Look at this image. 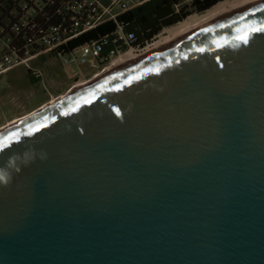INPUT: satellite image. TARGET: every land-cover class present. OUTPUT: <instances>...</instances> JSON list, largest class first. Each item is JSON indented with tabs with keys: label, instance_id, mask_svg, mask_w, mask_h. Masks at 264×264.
I'll return each mask as SVG.
<instances>
[{
	"label": "water",
	"instance_id": "obj_1",
	"mask_svg": "<svg viewBox=\"0 0 264 264\" xmlns=\"http://www.w3.org/2000/svg\"><path fill=\"white\" fill-rule=\"evenodd\" d=\"M259 28L264 0L0 132V264H264Z\"/></svg>",
	"mask_w": 264,
	"mask_h": 264
},
{
	"label": "trees",
	"instance_id": "obj_2",
	"mask_svg": "<svg viewBox=\"0 0 264 264\" xmlns=\"http://www.w3.org/2000/svg\"><path fill=\"white\" fill-rule=\"evenodd\" d=\"M72 0H0V40L8 43L7 51H16L22 54L26 47L34 49V41L46 30L59 24L68 25L74 14L69 9ZM183 0H148L139 6L125 12L116 20L107 21L68 40L58 51L61 54H70L75 49L93 41L100 42L102 51L97 58L100 61L111 59V52H125L131 46L143 48L158 35L164 27L181 21L190 12L177 11V5ZM222 0H193L191 12H203ZM33 10L34 22L37 28L29 24L24 27L22 20L25 9ZM121 26L127 38L132 34L135 40H124L116 33ZM58 57V52L49 53ZM28 76L32 83L37 78L32 70L28 69Z\"/></svg>",
	"mask_w": 264,
	"mask_h": 264
},
{
	"label": "rangeland",
	"instance_id": "obj_3",
	"mask_svg": "<svg viewBox=\"0 0 264 264\" xmlns=\"http://www.w3.org/2000/svg\"><path fill=\"white\" fill-rule=\"evenodd\" d=\"M192 2L193 0H183L176 8L189 11L190 13L187 16L200 13L191 12ZM170 26L164 27L145 47L155 42L164 30ZM6 47V41L0 40V57ZM119 55L103 62L91 55L85 61H82L81 50H78L73 55V57L78 58L73 60H68V55L65 57L45 55L35 58L30 61L31 66L44 72V80L37 83L31 82L26 65H18L1 71L3 64L0 63V132L17 124H11L13 121L8 122L16 115L25 113L24 111L31 109L44 100L45 104L41 108H46L61 100L62 96L70 94V91L78 82L90 81L101 76L110 63ZM41 108L35 112L41 110Z\"/></svg>",
	"mask_w": 264,
	"mask_h": 264
},
{
	"label": "built area",
	"instance_id": "obj_4",
	"mask_svg": "<svg viewBox=\"0 0 264 264\" xmlns=\"http://www.w3.org/2000/svg\"><path fill=\"white\" fill-rule=\"evenodd\" d=\"M146 1L148 0H72L69 6V9L74 14L71 18V22L68 25L59 24L58 26L43 32L42 35L34 41V49L26 47L22 54H19L16 51H3L0 57V63L3 64L1 71L8 70L18 65H26L30 70H32L37 78L42 79L43 72L32 69L30 61L36 56L54 51L58 52V57H65L68 55V60L77 59L78 57H73V55L78 50H81L82 61H85L86 58L91 55L97 59L102 51V46L98 41L87 43L66 55L61 54L58 49L71 38L93 29L107 21L116 20L125 12ZM24 9L25 12L22 25L26 27L29 24H32V28H37V24L34 22V11L31 9L27 10V5ZM116 33L120 36V38L126 41L130 39L135 40V37L132 34L128 35L126 38L123 34L121 26L118 27ZM131 48L143 49L144 47L140 48L131 46L129 49ZM121 53L122 52L116 53L115 51H112L111 58Z\"/></svg>",
	"mask_w": 264,
	"mask_h": 264
},
{
	"label": "bare ground",
	"instance_id": "obj_5",
	"mask_svg": "<svg viewBox=\"0 0 264 264\" xmlns=\"http://www.w3.org/2000/svg\"><path fill=\"white\" fill-rule=\"evenodd\" d=\"M259 0H222L212 7L208 8L207 10L195 13L187 16L185 19L179 21L175 25H172L164 30V32L159 36V38L153 42L152 44H149L147 47H144L143 49H135L131 48L125 52H122L116 59H114L110 65L105 69V71L102 73V75L109 70L120 66L134 58H137L149 51H152L174 39H177L191 31H194L213 20L230 13L234 10H237L241 7H244L246 5H249L251 3L257 2ZM100 77V76H99ZM98 77H95L91 79L90 81H82L78 82L73 90L70 91V94L66 96H62V98H65L71 94H74L85 87L89 86L91 83H93ZM45 108V107H44ZM42 109V108H41ZM31 115V114H30ZM29 116V115H28ZM22 117L20 119L14 120L11 124L18 123L20 120H22ZM10 124V125H11ZM2 130V129H1Z\"/></svg>",
	"mask_w": 264,
	"mask_h": 264
},
{
	"label": "crops",
	"instance_id": "obj_6",
	"mask_svg": "<svg viewBox=\"0 0 264 264\" xmlns=\"http://www.w3.org/2000/svg\"><path fill=\"white\" fill-rule=\"evenodd\" d=\"M45 55H48V56L52 57L51 54H49V53H44V54H42V55H40V56H36V57L32 58V60L35 59V58L43 57V56H45ZM32 60H31V61H32ZM26 67H27V66H26ZM31 67H32V66H31ZM27 69H29V68L27 67ZM32 69H35V68L32 67ZM36 70H40V69H36ZM40 71H42V70H40ZM42 72H43V71H42ZM43 80H44V72H43V78H42L41 81H43ZM17 98H18V96H17ZM44 104H45V100H44L43 102H41L40 104H38V105L32 107L31 109L24 111L25 113H23V114H19V115H16L15 117H13V118H12L10 121H8V122H12V121H14V120L20 119V118H22V117L25 116V115L28 116V114L30 115V113L35 112V111L38 110L39 108L43 107Z\"/></svg>",
	"mask_w": 264,
	"mask_h": 264
},
{
	"label": "clouds",
	"instance_id": "obj_7",
	"mask_svg": "<svg viewBox=\"0 0 264 264\" xmlns=\"http://www.w3.org/2000/svg\"><path fill=\"white\" fill-rule=\"evenodd\" d=\"M11 178V174L4 169H0V182L7 183Z\"/></svg>",
	"mask_w": 264,
	"mask_h": 264
},
{
	"label": "snow or ice",
	"instance_id": "obj_8",
	"mask_svg": "<svg viewBox=\"0 0 264 264\" xmlns=\"http://www.w3.org/2000/svg\"><path fill=\"white\" fill-rule=\"evenodd\" d=\"M253 31H264V28H259V29H253ZM243 42H247V36H243L240 38ZM201 51H203V49H201ZM86 102H90V101H86ZM76 109H73V111H75ZM67 114V113H65ZM43 127V125H42ZM38 130V129H37ZM8 140V142H11V137L6 138ZM0 146H3V142H0Z\"/></svg>",
	"mask_w": 264,
	"mask_h": 264
},
{
	"label": "flooded vegetation",
	"instance_id": "obj_9",
	"mask_svg": "<svg viewBox=\"0 0 264 264\" xmlns=\"http://www.w3.org/2000/svg\"><path fill=\"white\" fill-rule=\"evenodd\" d=\"M182 9H177V11H181Z\"/></svg>",
	"mask_w": 264,
	"mask_h": 264
}]
</instances>
